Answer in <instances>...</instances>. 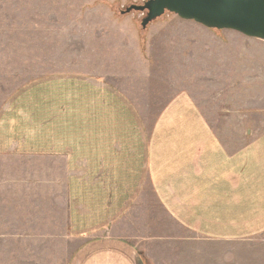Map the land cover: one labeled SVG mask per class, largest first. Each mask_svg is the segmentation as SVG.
Masks as SVG:
<instances>
[{
    "label": "crops",
    "instance_id": "obj_1",
    "mask_svg": "<svg viewBox=\"0 0 264 264\" xmlns=\"http://www.w3.org/2000/svg\"><path fill=\"white\" fill-rule=\"evenodd\" d=\"M92 28L90 72L38 79L0 116V155L40 158L42 176L62 170L67 230L78 242L68 264H141L131 240L139 237L122 218L151 201L197 239L263 235L264 123L255 115L231 127V110L213 127L187 92L165 94L175 80L128 79L130 67L171 64L126 63L127 32ZM108 67L123 79L111 80Z\"/></svg>",
    "mask_w": 264,
    "mask_h": 264
},
{
    "label": "rangeland",
    "instance_id": "obj_2",
    "mask_svg": "<svg viewBox=\"0 0 264 264\" xmlns=\"http://www.w3.org/2000/svg\"><path fill=\"white\" fill-rule=\"evenodd\" d=\"M144 1L0 0V116L38 79L90 72L95 26L99 34L127 32L126 63L149 66L161 61L172 66L130 67L129 80L153 75L160 82L175 80L163 87L165 94L187 92L213 127L222 124L216 113L231 110L238 113L231 127L255 115L262 126L264 42L235 31L207 29L171 13L142 28L145 12L122 11ZM108 68L111 80L123 79L116 67ZM227 138L237 142V137ZM51 168L46 171H54L53 176H42L40 158L0 155V264L69 263L78 242L67 230L65 177L61 169ZM146 207L144 214L133 207L122 218L129 220L130 234L139 237L131 240L141 264H257L264 259V234L243 242L197 239L173 226L153 201Z\"/></svg>",
    "mask_w": 264,
    "mask_h": 264
},
{
    "label": "water",
    "instance_id": "obj_3",
    "mask_svg": "<svg viewBox=\"0 0 264 264\" xmlns=\"http://www.w3.org/2000/svg\"><path fill=\"white\" fill-rule=\"evenodd\" d=\"M145 12L141 27L165 13L207 29L235 31L264 42V0H147L126 9Z\"/></svg>",
    "mask_w": 264,
    "mask_h": 264
},
{
    "label": "trees",
    "instance_id": "obj_4",
    "mask_svg": "<svg viewBox=\"0 0 264 264\" xmlns=\"http://www.w3.org/2000/svg\"><path fill=\"white\" fill-rule=\"evenodd\" d=\"M142 4H143V3H142ZM142 4H141V5H142ZM133 5H135V4H133ZM130 6H131V5H130ZM130 6H129V7H130ZM136 6H140V5H136ZM136 12H137V11H136ZM125 13H126V9H125L124 11H122V14H125ZM141 21H142V20H141ZM140 25H141V24H140Z\"/></svg>",
    "mask_w": 264,
    "mask_h": 264
},
{
    "label": "built area",
    "instance_id": "obj_5",
    "mask_svg": "<svg viewBox=\"0 0 264 264\" xmlns=\"http://www.w3.org/2000/svg\"><path fill=\"white\" fill-rule=\"evenodd\" d=\"M144 2H145V1H144ZM144 2H143V3H144Z\"/></svg>",
    "mask_w": 264,
    "mask_h": 264
}]
</instances>
